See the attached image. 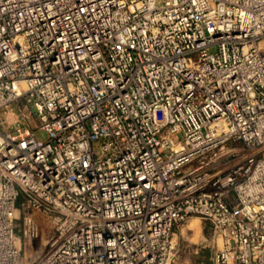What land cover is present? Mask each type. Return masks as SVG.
Returning <instances> with one entry per match:
<instances>
[{
  "label": "built area",
  "instance_id": "2783aa9c",
  "mask_svg": "<svg viewBox=\"0 0 264 264\" xmlns=\"http://www.w3.org/2000/svg\"><path fill=\"white\" fill-rule=\"evenodd\" d=\"M13 102L0 264H168L193 214L264 264V0H0Z\"/></svg>",
  "mask_w": 264,
  "mask_h": 264
},
{
  "label": "rangeland",
  "instance_id": "374dc122",
  "mask_svg": "<svg viewBox=\"0 0 264 264\" xmlns=\"http://www.w3.org/2000/svg\"><path fill=\"white\" fill-rule=\"evenodd\" d=\"M0 118L3 119L2 125L8 128L12 125V122H20L19 124L23 122L19 106L14 102L0 110ZM36 134L39 138L45 136V132L42 130H37ZM191 222L194 223L193 227H189ZM203 222V217L193 214L187 216L175 226L172 233L173 245L170 252L172 255L168 264H212V253L216 244L209 231L204 230ZM49 227V222L44 223L43 228L45 231L49 230ZM45 242L44 235L43 242L42 239L38 241L37 249L39 251L43 249Z\"/></svg>",
  "mask_w": 264,
  "mask_h": 264
},
{
  "label": "bare ground",
  "instance_id": "6f19581e",
  "mask_svg": "<svg viewBox=\"0 0 264 264\" xmlns=\"http://www.w3.org/2000/svg\"><path fill=\"white\" fill-rule=\"evenodd\" d=\"M14 213L17 215L18 214V209H15ZM194 220V219H193ZM195 221V220H194ZM196 222V221H195ZM194 226V223L191 222L189 224V227H193ZM188 227V228H189ZM203 227H204V230H207L209 231L210 235L213 237V229H212V225H211V222L207 219H204V222H203ZM43 238H44V235L42 236V242H43ZM16 243L17 245H19V239L16 238ZM27 244V243H26ZM39 250L37 249V247H31V246H28L26 245L25 249H24V254L23 256L21 257L22 259V264H31L33 260L36 259L37 257V254H38ZM26 255V257L24 258V256ZM171 255L169 256L168 258V262L171 258Z\"/></svg>",
  "mask_w": 264,
  "mask_h": 264
}]
</instances>
